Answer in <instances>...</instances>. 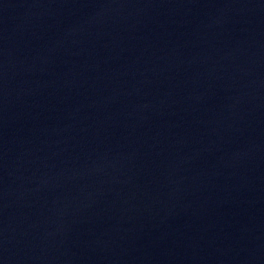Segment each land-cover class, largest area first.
I'll return each mask as SVG.
<instances>
[{"label": "water", "instance_id": "obj_1", "mask_svg": "<svg viewBox=\"0 0 264 264\" xmlns=\"http://www.w3.org/2000/svg\"><path fill=\"white\" fill-rule=\"evenodd\" d=\"M0 264H264V0H0Z\"/></svg>", "mask_w": 264, "mask_h": 264}]
</instances>
